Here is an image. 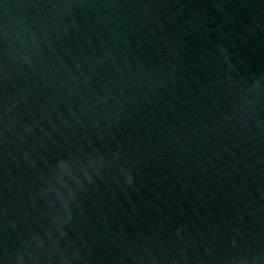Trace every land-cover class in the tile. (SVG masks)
<instances>
[{
	"label": "water",
	"instance_id": "water-1",
	"mask_svg": "<svg viewBox=\"0 0 264 264\" xmlns=\"http://www.w3.org/2000/svg\"><path fill=\"white\" fill-rule=\"evenodd\" d=\"M0 264H264V0H0Z\"/></svg>",
	"mask_w": 264,
	"mask_h": 264
}]
</instances>
